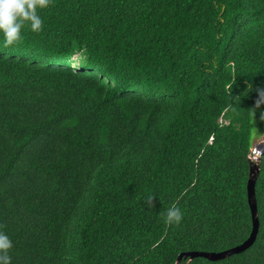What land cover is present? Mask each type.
Returning a JSON list of instances; mask_svg holds the SVG:
<instances>
[{"label":"trees","instance_id":"16d2710c","mask_svg":"<svg viewBox=\"0 0 264 264\" xmlns=\"http://www.w3.org/2000/svg\"><path fill=\"white\" fill-rule=\"evenodd\" d=\"M0 35L12 264H264V0H50ZM78 61V68L73 63ZM154 197L150 205L149 198ZM183 221L166 225L169 207Z\"/></svg>","mask_w":264,"mask_h":264},{"label":"clouds","instance_id":"9594fccd","mask_svg":"<svg viewBox=\"0 0 264 264\" xmlns=\"http://www.w3.org/2000/svg\"><path fill=\"white\" fill-rule=\"evenodd\" d=\"M50 0H0V35L3 36L4 45L16 44L22 39V32L27 25L34 33L43 30V20L38 9L46 8ZM264 104V90L259 92L256 107ZM264 144V140L257 139L251 149L254 162H260L264 158V150L258 146ZM154 197L149 198L150 205ZM184 219V213L180 207H169L164 214L166 225H179ZM14 247L10 236L0 230V264H12V249Z\"/></svg>","mask_w":264,"mask_h":264},{"label":"water","instance_id":"95a60500","mask_svg":"<svg viewBox=\"0 0 264 264\" xmlns=\"http://www.w3.org/2000/svg\"><path fill=\"white\" fill-rule=\"evenodd\" d=\"M258 147L264 150V145H261ZM258 174H259V168H257L256 166H253L251 169V174H250L249 183H248V199H249V204H250V208H251V212L253 216V232L250 238L243 245L237 248H234L232 250L224 251L221 253H200V252L184 253L180 256L178 264H180L183 258H188L190 260H193L195 258L202 257L210 261H214V262L221 261L235 254L243 253L244 251L248 250L255 244L258 234H259V228H260L258 205H257V199H256V183H257Z\"/></svg>","mask_w":264,"mask_h":264},{"label":"rangeland","instance_id":"374dc122","mask_svg":"<svg viewBox=\"0 0 264 264\" xmlns=\"http://www.w3.org/2000/svg\"><path fill=\"white\" fill-rule=\"evenodd\" d=\"M77 65H78V61H77V62H75V63H73V65H72V66H73L74 68H78V67H77ZM263 140H264V139H263ZM260 145H264V144H260Z\"/></svg>","mask_w":264,"mask_h":264}]
</instances>
